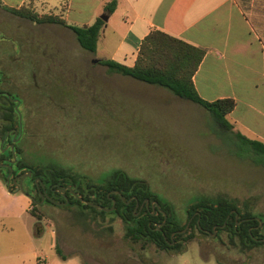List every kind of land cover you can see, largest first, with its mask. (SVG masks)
I'll use <instances>...</instances> for the list:
<instances>
[{
	"label": "rangeland",
	"instance_id": "374dc122",
	"mask_svg": "<svg viewBox=\"0 0 264 264\" xmlns=\"http://www.w3.org/2000/svg\"><path fill=\"white\" fill-rule=\"evenodd\" d=\"M234 1L261 47L251 81L264 115V0ZM10 14L0 9V90L17 104L8 123L1 107L9 102L0 96V161L15 156L13 170L25 176V192L36 184L30 169L64 172L71 190L102 186L122 171L144 181L160 202L172 203L182 221L186 204L204 196L236 198L264 218V166L235 154L233 134L253 136L220 125L205 108L164 88L108 71L69 31ZM245 108L238 103V111ZM27 206L22 192L11 193L0 180V252L25 247L26 229L46 264H264V245L241 251L225 233L216 239L195 231L179 253L134 243L124 238L119 217L86 211L84 218L68 199L65 205L37 200L45 230L38 236Z\"/></svg>",
	"mask_w": 264,
	"mask_h": 264
},
{
	"label": "trees",
	"instance_id": "16d2710c",
	"mask_svg": "<svg viewBox=\"0 0 264 264\" xmlns=\"http://www.w3.org/2000/svg\"><path fill=\"white\" fill-rule=\"evenodd\" d=\"M114 8L115 2H112L106 7V11L111 13ZM6 10L32 22L56 24L70 29L78 46L89 53L95 52L99 32L104 23L102 19H97L92 25L74 27L67 26L65 21L57 16L38 18L30 9L6 8ZM204 55V50L199 47L163 32L154 31L142 40L133 66L120 64L113 60L100 59L98 62L111 72L164 88L179 99L200 105L208 110L220 125L231 129L232 125L228 122L227 115L234 109L235 101L232 98L205 101L194 87L193 76ZM2 98L9 102L8 108L1 107L4 110L2 116L9 123L13 115H16L14 109L16 104L8 98ZM8 127H4V135ZM233 135L236 139V156L248 159L254 165L264 166V142L247 138L238 131ZM26 168L30 169V167ZM30 170L32 172L30 181L34 182L35 179H39L40 182L37 183L39 190L42 192L41 183L46 190V196L42 193L39 195L34 183L26 190L27 195L31 194L34 197L30 213L37 220H41V216L35 213L37 200L41 201L42 197H45L43 203L64 202L65 198L57 190L66 188V185L72 184V181L67 180L68 175L62 171L54 170L46 175L45 172L36 168ZM7 175L8 170L0 165V180L6 183ZM7 186L10 192L16 191V185L13 183ZM72 190L76 196L72 195L69 190L64 195L68 203L76 204L83 210L81 214L84 218H88L85 216L89 214L85 213L86 211L93 215L97 213L115 215L124 224V238L134 243L140 240L149 241L159 250L179 253L182 250L181 242L195 237L194 232L196 231L206 236L214 233L216 239H220L225 233L228 243L238 247L241 251L264 245V218L259 217L258 219L252 209L246 205L244 208L239 207L240 200L236 198L194 197L192 202L186 204L184 210L186 219L182 221L172 203L160 202L144 181L130 177L122 171L114 173L112 178L102 186L92 187L91 185L85 190L73 188ZM80 198L96 206L87 204ZM146 199L149 202L157 201L158 205L154 209L146 208ZM136 203L138 206L135 209ZM140 204H143L141 210L139 209ZM153 210L154 213H152ZM188 222V231L182 232ZM58 253L61 254L60 251Z\"/></svg>",
	"mask_w": 264,
	"mask_h": 264
},
{
	"label": "crops",
	"instance_id": "0c3cea01",
	"mask_svg": "<svg viewBox=\"0 0 264 264\" xmlns=\"http://www.w3.org/2000/svg\"><path fill=\"white\" fill-rule=\"evenodd\" d=\"M112 2L115 8L108 13L106 7ZM6 8L32 9L39 15L57 16L67 26L74 27L92 25L106 16L96 50L91 54L98 60H113L127 66L134 65L142 40L154 31L201 48L205 55L193 76L198 95L209 102L232 98L236 105L227 115L229 123L254 137L240 132L247 138L264 142V115L256 100L258 85L251 81L261 47L256 44L250 24L234 0H0V9L9 17L11 14ZM50 29L69 31L77 44L70 29L56 24H51ZM241 92L248 96L242 99ZM240 102L246 107L243 111H238ZM22 194L28 199L30 213L33 199ZM34 218V231L43 236V223ZM24 233L25 247L0 252V264H39V260L46 264L45 257L31 243L29 231L25 229Z\"/></svg>",
	"mask_w": 264,
	"mask_h": 264
},
{
	"label": "water",
	"instance_id": "95a60500",
	"mask_svg": "<svg viewBox=\"0 0 264 264\" xmlns=\"http://www.w3.org/2000/svg\"><path fill=\"white\" fill-rule=\"evenodd\" d=\"M100 19H102L103 21H105L107 18H106V16H101ZM97 61H98V60H97ZM8 97H9V95H8ZM14 101H15V100H14ZM16 135H17V133L15 132L14 136H16ZM13 143H14V142H13ZM13 143H12L11 145H9V147H10L11 150H13V148H14ZM10 163H12V164L15 163V156H14V155H13V157H12ZM1 165H2V166H8V165H3V164H1ZM9 169H10V173L8 174L7 179H6V183H7V184H10V182H9V177H10V174L12 173V171H13V170H12V167H9ZM28 175L30 176V175H31V172H28ZM24 178H25V176H17V177H15V178H13L12 183L16 185V191H15V192L26 193L25 190H24V188H23V180H24ZM17 180H18V182H17ZM38 181L40 182L39 179H36V183H37ZM41 186H42V188L44 189V186L42 185V183H41ZM8 189H9V186H8ZM65 190H69V192H70L71 194H74V196H76L75 193L72 192L70 186H68V187H66V188H63V189L59 190V193H62V192L65 191ZM28 196H29L30 198L34 199V197H33L31 194H28ZM80 200H81V201H84V202L87 203V204L93 205V204L89 203L88 201H85V200H83V199H81V198H80ZM148 201H149V200L146 199V200H145V203L147 204ZM43 202H44V198L42 197L40 203H43ZM66 203H67V199H65V201H64L63 203H62V202H60V203L57 202L56 204H57V205H65ZM151 205H152V208L154 209V207L157 206L158 203H157L156 201H151ZM93 206H95V205H93ZM137 206H138V203H136V207H135V209L137 208ZM140 207H142V205H141ZM152 213H154V210L152 211ZM236 218H237V215H236ZM260 224H261V223H260ZM188 225H189V222H188V224L186 225L185 229H184L182 232H185V230L188 228ZM222 227H223V226H222Z\"/></svg>",
	"mask_w": 264,
	"mask_h": 264
},
{
	"label": "flooded vegetation",
	"instance_id": "af4514ba",
	"mask_svg": "<svg viewBox=\"0 0 264 264\" xmlns=\"http://www.w3.org/2000/svg\"><path fill=\"white\" fill-rule=\"evenodd\" d=\"M34 25H35V23H34ZM1 72H3V73H5V74H8L9 72H10V70H8V69H1ZM8 93H7V91L6 90H0V96L1 97H5V98H8L12 103H15V104H17V101L15 100V99H12L11 97H10V95H9V97H8ZM15 100V101H14ZM4 108V107H3ZM9 129V128H8ZM16 132V131H15ZM15 132H12V134L14 135L15 134ZM17 133V132H16ZM12 144V143H11ZM10 144V145H11ZM10 148V147H9ZM11 159L12 158H5V159H1V161H0V165L1 164H3V165H8V166H3V168H5V169H7L8 170V174L10 173V169H9V167H12V170L14 169V163L12 164V163H10V161H11ZM17 174L16 173H14V170L12 171V173L10 174V177H9V182L10 183H12V180H13V178H15V177H17L16 176ZM8 176V175H7ZM25 180V179H24ZM24 180H23V182H24ZM17 182H18V180H17ZM38 183V182H37ZM37 183L35 184L36 185V187H37V190H38V193H39V195L42 193V194H44L45 196H46V190H45V188L43 189L42 188V192L39 190V185H37ZM15 185V184H14ZM34 190V189H33ZM59 190H61V189H58L57 191H58V193H59ZM68 190H65V191H63L62 193H59V194H61L64 198H66V196L64 195V193L65 192H67ZM44 198V201H45V197H43ZM54 203H57V201H54ZM58 203H60V202H58ZM63 203V202H62ZM146 204V203H145ZM142 205V207H143V204H140V206ZM139 206V207H140ZM142 207H140L139 209L141 210L142 209ZM149 207H151L152 208V205H151V202H149L148 201V203L146 204V208H149ZM153 209V208H152Z\"/></svg>",
	"mask_w": 264,
	"mask_h": 264
},
{
	"label": "built area",
	"instance_id": "2783aa9c",
	"mask_svg": "<svg viewBox=\"0 0 264 264\" xmlns=\"http://www.w3.org/2000/svg\"><path fill=\"white\" fill-rule=\"evenodd\" d=\"M39 264H45L44 260H39Z\"/></svg>",
	"mask_w": 264,
	"mask_h": 264
}]
</instances>
